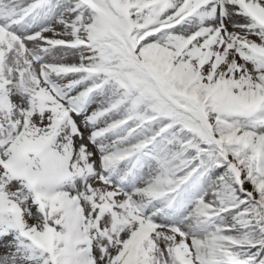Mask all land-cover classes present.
<instances>
[{"label":"snow or ice","instance_id":"snow-or-ice-1","mask_svg":"<svg viewBox=\"0 0 264 264\" xmlns=\"http://www.w3.org/2000/svg\"><path fill=\"white\" fill-rule=\"evenodd\" d=\"M0 264H264V0H0Z\"/></svg>","mask_w":264,"mask_h":264},{"label":"rangeland","instance_id":"rangeland-1","mask_svg":"<svg viewBox=\"0 0 264 264\" xmlns=\"http://www.w3.org/2000/svg\"><path fill=\"white\" fill-rule=\"evenodd\" d=\"M3 253H2V250H0V255H2Z\"/></svg>","mask_w":264,"mask_h":264}]
</instances>
